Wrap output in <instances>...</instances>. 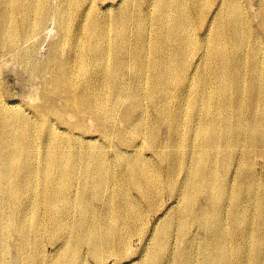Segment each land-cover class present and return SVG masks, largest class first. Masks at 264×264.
<instances>
[{
  "label": "bare ground",
  "instance_id": "1",
  "mask_svg": "<svg viewBox=\"0 0 264 264\" xmlns=\"http://www.w3.org/2000/svg\"><path fill=\"white\" fill-rule=\"evenodd\" d=\"M107 1L0 0V264H264V0Z\"/></svg>",
  "mask_w": 264,
  "mask_h": 264
},
{
  "label": "rangeland",
  "instance_id": "2",
  "mask_svg": "<svg viewBox=\"0 0 264 264\" xmlns=\"http://www.w3.org/2000/svg\"><path fill=\"white\" fill-rule=\"evenodd\" d=\"M117 2L118 0H108L106 3L116 4ZM251 2H252L250 5L252 7V8L250 7L251 11H253L252 13L258 16L260 12L259 0L257 1L251 0ZM54 27H55L54 24L51 23L47 31L37 36L38 38H37L36 47H37V53L38 52L39 53L38 54L36 53V56H37L38 62H44L47 59H49L51 56H53L54 54L53 45L57 42L56 40H58V31ZM49 54H51V56ZM0 86L4 93V99L6 98L5 100L8 103L19 104V105L21 104V106H25L33 110L35 108L30 107V106H33L35 104L33 102H37L36 93L34 94V91L40 86H42V80L41 79L33 80L31 76L27 73L24 67V64L14 59H10V56H9L8 58L4 57L3 60L0 61ZM35 86H37V88ZM85 124L86 126L90 128V130L95 131V125L93 124L91 119H89V117H86ZM121 125L122 124H119L118 126H121ZM167 130H168L167 127L163 126L162 128L163 137L167 136ZM90 134H93V133H90ZM262 160H263L262 158L257 159L256 162H257L258 167L262 166V163H263ZM165 203H166L165 205L167 206L174 205L173 200L170 199L169 196L165 197ZM156 217H157V214L152 213V216H151L152 221L156 219ZM145 243L147 244L145 240L135 238L133 241V250L135 249V252L140 251V247L142 250V248L146 245ZM47 250L49 252H52L54 250V247L51 244H47ZM137 257H139V255L133 256V259H136Z\"/></svg>",
  "mask_w": 264,
  "mask_h": 264
}]
</instances>
